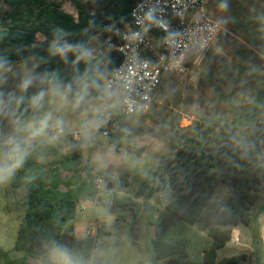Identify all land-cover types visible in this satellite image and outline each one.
<instances>
[{"label": "rangeland", "instance_id": "obj_1", "mask_svg": "<svg viewBox=\"0 0 264 264\" xmlns=\"http://www.w3.org/2000/svg\"><path fill=\"white\" fill-rule=\"evenodd\" d=\"M76 2L68 0L69 5L63 9L77 14ZM105 2L89 0L86 7L99 11ZM0 7L7 9L1 2ZM208 10L222 26L221 31L200 62L189 65L182 75L161 77L147 112H120L121 92L105 88L103 82L96 85L100 91L97 95L85 80L70 84L46 82L32 57L0 68V145L9 144L13 137L21 142L27 140L26 126L50 114V127L45 135L30 141L33 148L47 142L66 154L72 134L81 141V166L88 167L96 177L106 173L117 180L121 173H126L128 184L124 190L138 205H132L136 217L129 207L102 205L100 200L79 203L85 202L89 210L78 211L77 217L82 219L73 220L85 221L78 237L89 226L93 229L91 237L95 236L97 226L111 229V233H100L95 238L91 264H160L151 258L155 232L147 216L151 207H162L176 191L166 183L163 190L145 200L135 196L139 182L166 180L165 165L173 160L178 145L191 144L189 140L204 147L223 140L234 143L244 140L256 121L264 123V0H213ZM41 38L37 33L36 40L40 42ZM103 39L102 35H94L88 44H99ZM50 46L56 48L54 43ZM68 51L67 47L58 49L62 58L67 57ZM25 79L32 81L27 89L22 87ZM41 92L44 96L34 106L33 97ZM23 102L31 103V111L24 120L18 110ZM251 111L255 113L253 122L247 120ZM57 120L63 121L62 131L55 127ZM109 122L110 133L123 131L118 144L108 142V136L102 133ZM5 154H0V158ZM52 160L50 154L36 159L37 163L42 161L45 171L52 167ZM16 172L0 184V250L7 251L10 258L21 255L13 245L26 195L24 187L12 186ZM70 175L61 170L62 178ZM106 189L103 184L101 191ZM227 194L228 186L220 183L204 216L211 218ZM251 217L249 225L239 224L233 229L238 240L231 238L218 249L219 257L244 254L246 258H241L239 264H250L249 256L251 264H264V193L252 208ZM60 259V253L54 249L48 264H59Z\"/></svg>", "mask_w": 264, "mask_h": 264}, {"label": "trees", "instance_id": "obj_2", "mask_svg": "<svg viewBox=\"0 0 264 264\" xmlns=\"http://www.w3.org/2000/svg\"><path fill=\"white\" fill-rule=\"evenodd\" d=\"M135 1L106 0L103 9L93 16L85 5L76 2L74 16L56 0H0L8 9L6 15H0V63L32 57L46 82L70 84L85 80L97 95L100 91L96 85L103 82L120 58L112 52L106 57L83 60L82 50L94 35L105 36L109 22H127ZM37 33L44 36L43 41L36 40ZM66 47L68 55L62 58L58 49ZM30 107L31 103L25 102L18 106L22 120ZM254 119L251 111L247 120ZM122 135L121 130L109 132L108 142L118 144ZM189 142L178 145L173 160L165 165L166 180H142L135 190V196L145 200L163 190L166 183L176 191L162 207H151L147 216L155 232L151 258L160 264H239L241 258H246L244 254L219 257L218 249L232 238L237 225L251 223V210L264 193V123L256 121L246 138L234 143L223 140L204 147ZM9 149V144H1L0 154ZM80 151L81 141L72 134L66 154L47 142L28 148L29 154L12 183L13 188L26 190L13 245L21 255L10 258L7 251L0 250V264H31L29 258L48 264L54 249L69 254L75 264H91L95 238L100 233H111V229L97 226L94 237L76 238L73 220L81 201L100 200L102 205L129 207L137 216V203L125 194L126 173L117 180L101 174L107 187L102 192L96 187V175L81 166ZM46 154L53 160L52 167L45 171L42 161L37 163L36 159ZM61 170L71 175L62 178ZM80 171L84 176H74ZM220 183L228 186L226 200L211 218L205 217L204 211L212 205L211 196ZM120 217L125 219L122 214ZM248 260L251 264L250 256Z\"/></svg>", "mask_w": 264, "mask_h": 264}, {"label": "built area", "instance_id": "obj_3", "mask_svg": "<svg viewBox=\"0 0 264 264\" xmlns=\"http://www.w3.org/2000/svg\"><path fill=\"white\" fill-rule=\"evenodd\" d=\"M62 9L68 0H56ZM88 7L89 0H77ZM212 0H136L129 20L123 25L109 22L100 44H87L83 60L106 57L116 52L119 63L103 80L107 89L121 92L119 111L125 115L147 112L164 74L182 75L189 65L201 61L222 26L210 15ZM90 15L98 11L89 8ZM67 12V11H66ZM76 16L77 14H73ZM101 117V116H100ZM112 123L102 129L108 136ZM104 177L96 178L101 189ZM100 193V192H99ZM95 202V201H94ZM78 211L84 206L78 205ZM93 229H84L91 237ZM237 241V235L232 234Z\"/></svg>", "mask_w": 264, "mask_h": 264}, {"label": "clouds", "instance_id": "obj_4", "mask_svg": "<svg viewBox=\"0 0 264 264\" xmlns=\"http://www.w3.org/2000/svg\"><path fill=\"white\" fill-rule=\"evenodd\" d=\"M3 66V63H0V68ZM31 83V79H25L22 87L27 89ZM43 96L44 93L41 92L33 97V105H39V102ZM51 119V115L48 114L38 121L28 124L25 129L28 133V138L25 141H17L14 137L9 139L8 143L10 145V149L3 158H0V184L9 180L14 172L23 165L26 157L29 154L28 148L31 146L30 141L45 135L47 129L50 127L49 121ZM62 124L63 121L57 120L55 122V127L60 128L62 131ZM52 139H55V137ZM57 251L60 253L61 257L59 264H74V261L69 254L62 252L59 249H57Z\"/></svg>", "mask_w": 264, "mask_h": 264}, {"label": "crops", "instance_id": "obj_5", "mask_svg": "<svg viewBox=\"0 0 264 264\" xmlns=\"http://www.w3.org/2000/svg\"><path fill=\"white\" fill-rule=\"evenodd\" d=\"M39 34H40V36L42 37L40 41H43V40H44V36H43L41 33H39ZM102 41H103V40H102ZM89 42H90V40L88 41V43H89ZM88 43H87V44H88ZM99 44H100V43H99ZM85 202H87V200H85ZM85 202H84V203H85ZM84 203L81 204V205L84 206V212H83V213H85V212H87V210H89V206H88L87 204H84ZM83 213H82V214H83ZM77 219L79 220V219H82V218L77 217ZM78 220H76V222H75V221L73 222L74 230H75V236H76V238H85L84 235H81L80 237H78V234H81L83 228L85 227V221L82 222V221H78ZM89 225H91V224H89ZM234 234H235V233H234ZM28 261H29L31 264H43V263H41L40 261H37L38 263H36V262L33 261L32 259H28Z\"/></svg>", "mask_w": 264, "mask_h": 264}, {"label": "water", "instance_id": "obj_6", "mask_svg": "<svg viewBox=\"0 0 264 264\" xmlns=\"http://www.w3.org/2000/svg\"><path fill=\"white\" fill-rule=\"evenodd\" d=\"M8 13V9L4 7H0V15H6Z\"/></svg>", "mask_w": 264, "mask_h": 264}]
</instances>
